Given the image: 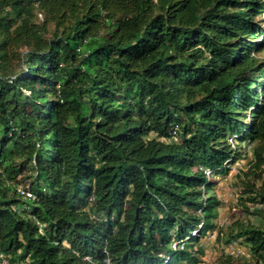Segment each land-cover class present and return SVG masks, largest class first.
I'll return each mask as SVG.
<instances>
[{
    "label": "trees",
    "instance_id": "1",
    "mask_svg": "<svg viewBox=\"0 0 264 264\" xmlns=\"http://www.w3.org/2000/svg\"><path fill=\"white\" fill-rule=\"evenodd\" d=\"M47 2L50 41L27 18ZM260 53L264 0H0V264H199L205 170L241 160L257 223L227 243L264 264Z\"/></svg>",
    "mask_w": 264,
    "mask_h": 264
},
{
    "label": "rangeland",
    "instance_id": "2",
    "mask_svg": "<svg viewBox=\"0 0 264 264\" xmlns=\"http://www.w3.org/2000/svg\"><path fill=\"white\" fill-rule=\"evenodd\" d=\"M44 7L35 6L32 8L31 16L27 17L32 24L36 25L40 30L44 31L46 41L54 38V33L62 32L65 27H56L54 20L63 18L64 7L63 3L60 6L47 2ZM31 50L30 47L19 50L21 61L13 62L12 68L8 71V75L12 76L24 67L23 60L27 52ZM263 53L259 54L263 58ZM23 64V65H22ZM250 157V154H249ZM250 166L247 160L236 162L230 171L218 178H211L215 182L214 188L207 193L214 194L217 200L221 203L219 206V216L216 221V229L214 232L208 234L200 242L205 253L200 257L199 264H220L223 259V254L228 252V239L231 234H237L236 231L243 225L257 223V218L248 208L252 206L245 195H242L243 188L240 185L241 181L247 180L245 173H248ZM27 177L30 175L25 174ZM24 175V176H25ZM20 177L19 180H21ZM22 186L19 189H28V178L22 179ZM244 246V245H243ZM245 248V247H244ZM246 249V248H245ZM247 250V249H246ZM253 258L243 257L238 258L232 264H255Z\"/></svg>",
    "mask_w": 264,
    "mask_h": 264
},
{
    "label": "built area",
    "instance_id": "3",
    "mask_svg": "<svg viewBox=\"0 0 264 264\" xmlns=\"http://www.w3.org/2000/svg\"><path fill=\"white\" fill-rule=\"evenodd\" d=\"M178 132V127H176L174 129V134H176ZM229 142L235 146V136H232L229 138ZM208 179L212 178V172L209 171L208 169L205 170ZM20 193L24 196L25 199L27 200H31V199H35V197L33 196V194L29 191V190H25V189H19ZM200 229H202V225L199 227ZM196 234V232H194V235ZM178 244L179 242L175 243L173 245V247L175 249L178 248ZM183 247V246H182ZM228 252L229 254L234 255L235 258H243V257H247L248 253L247 250L244 248V246L241 244V240H232L229 244H228ZM1 258L3 259V263L2 264H11L4 256H1Z\"/></svg>",
    "mask_w": 264,
    "mask_h": 264
}]
</instances>
